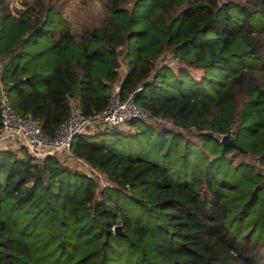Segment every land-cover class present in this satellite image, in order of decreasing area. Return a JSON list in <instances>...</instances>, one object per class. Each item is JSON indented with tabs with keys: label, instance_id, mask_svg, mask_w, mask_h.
<instances>
[{
	"label": "trees",
	"instance_id": "trees-1",
	"mask_svg": "<svg viewBox=\"0 0 264 264\" xmlns=\"http://www.w3.org/2000/svg\"><path fill=\"white\" fill-rule=\"evenodd\" d=\"M94 1L74 29L63 0H0L13 110L51 137L70 98L92 117L119 82L150 118L125 124L156 130L160 147L194 144L204 169L180 178L100 142L117 127L70 144L104 184L58 157L0 149V264H264V0ZM209 80L212 92L194 87ZM231 152L244 157L233 180L219 174Z\"/></svg>",
	"mask_w": 264,
	"mask_h": 264
},
{
	"label": "built area",
	"instance_id": "built-area-1",
	"mask_svg": "<svg viewBox=\"0 0 264 264\" xmlns=\"http://www.w3.org/2000/svg\"><path fill=\"white\" fill-rule=\"evenodd\" d=\"M141 88L139 85L136 90ZM132 118L150 120L148 113L135 105L134 93L121 97L117 82L104 109L92 117H85L76 104H70L68 116L58 126L54 136L49 137L41 131L38 121L21 117L13 110L6 87L0 78V149H24L36 160L55 156L92 177L100 176L99 172L86 161L71 154L70 144L73 137L97 128L118 127Z\"/></svg>",
	"mask_w": 264,
	"mask_h": 264
},
{
	"label": "rangeland",
	"instance_id": "rangeland-1",
	"mask_svg": "<svg viewBox=\"0 0 264 264\" xmlns=\"http://www.w3.org/2000/svg\"><path fill=\"white\" fill-rule=\"evenodd\" d=\"M63 1L64 15L67 16L74 29H78V24L86 23L84 21L89 22L90 19H93L94 14H97L100 9V3L97 1L95 2L94 0L87 1L86 3H83L80 0ZM12 4L17 5L16 2H13ZM166 58L164 57L162 62L172 61L168 60L171 59L170 56H168L167 59ZM175 62L176 60L170 64L173 65ZM122 66L123 70H126V68H124L125 65L122 64ZM123 74L124 71H120V75L123 76ZM208 82L209 83H202L200 86L194 85V87H199L200 90L206 92H212L215 88V84L210 80ZM4 86L6 87L5 84ZM116 129L117 130L115 131L107 130L104 134H100L98 136L100 142L105 143L107 146L114 149L121 150L128 157L143 156L154 160L155 162L168 167L171 172H174L177 176L179 175L180 178L184 177V179H189L196 172L198 166L204 169V162L198 158V148L192 143L185 144L184 139H179L176 142L173 139H170V148L167 149L164 146L160 147L156 130L147 127L141 122L132 125H129L128 123L121 124ZM136 132L142 133L136 134ZM174 142L176 144H174ZM240 143L246 145L244 141H241ZM203 146L206 149V153L210 152V148L207 147L206 144ZM230 154L235 157L237 153L231 152ZM4 155H6V153L0 152V161L3 159ZM17 155L20 156L21 153L17 152ZM231 155L228 157L229 161L232 158ZM229 161L228 165L224 166V170H220L219 174L222 175V177L233 180L236 174L240 177L242 168L239 163L244 162V157L237 155L234 163ZM97 178L101 183H105L106 179L102 175Z\"/></svg>",
	"mask_w": 264,
	"mask_h": 264
},
{
	"label": "water",
	"instance_id": "water-1",
	"mask_svg": "<svg viewBox=\"0 0 264 264\" xmlns=\"http://www.w3.org/2000/svg\"><path fill=\"white\" fill-rule=\"evenodd\" d=\"M220 141L224 145H229V146H232L234 148H237V145L235 144V142L232 139H230L228 137V135H223L221 137ZM114 231L118 235H123V232L121 231V227L119 225L114 228Z\"/></svg>",
	"mask_w": 264,
	"mask_h": 264
},
{
	"label": "crops",
	"instance_id": "crops-1",
	"mask_svg": "<svg viewBox=\"0 0 264 264\" xmlns=\"http://www.w3.org/2000/svg\"><path fill=\"white\" fill-rule=\"evenodd\" d=\"M69 102H70V104H76L78 107H79V109H80V106H79V103H78V100H76V99H74V98H70L69 99ZM81 111V110H80ZM94 131H88L87 133H93ZM15 151H19V150H15Z\"/></svg>",
	"mask_w": 264,
	"mask_h": 264
}]
</instances>
